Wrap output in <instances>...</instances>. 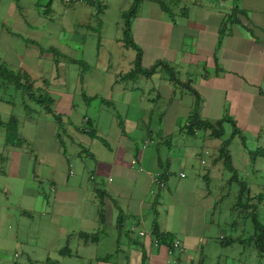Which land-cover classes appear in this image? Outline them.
I'll use <instances>...</instances> for the list:
<instances>
[{
	"label": "crops",
	"instance_id": "obj_1",
	"mask_svg": "<svg viewBox=\"0 0 264 264\" xmlns=\"http://www.w3.org/2000/svg\"><path fill=\"white\" fill-rule=\"evenodd\" d=\"M166 2L168 11L157 3L144 1L131 19V36L142 50L143 67L149 68L157 61L168 62L181 82H190L198 91L202 118L217 121L228 115L244 136L252 130L262 136L264 0ZM16 8L22 9L19 0ZM9 19L10 16L5 18ZM37 49L38 54L33 56L39 69L17 52L12 57L0 55V63L25 71L35 87L54 98L53 113H46L38 105L31 107L30 117L18 118L19 134L25 142L10 145L2 128L0 241L5 234H18L25 226L37 235L25 239L14 235L16 243H40L45 249L56 250L62 264H205L211 258L215 264H232L219 249H226L217 240L225 231L212 216L221 199L210 189L212 171L223 170L221 162H214L217 148L215 153L210 152L205 146L206 136L197 133L190 137L181 131L192 112L193 95L189 93L192 100L182 111L180 106L188 92L173 84L168 74L163 76L166 72L162 69L150 77H135L130 80L135 84L129 88H116L121 87L122 80L126 82L122 75L134 67V60L125 70L120 66L101 67L99 72L107 75L111 71V76H106L103 86L102 79H94L90 83L93 91L89 92L85 76L95 67L88 65L80 81L70 83L57 68L64 59L76 58ZM26 53L32 51L27 48ZM45 58L54 64L48 78L41 73ZM140 77L160 80L152 82L155 96L148 101L153 108L140 109L143 93L136 86ZM161 85L168 88L164 94L159 91ZM101 87L109 92L101 93ZM132 105L135 114L130 113ZM153 116L156 127L151 124ZM158 132L161 140L151 148L152 136H160ZM190 138H201L202 147L193 150ZM193 158L206 169L204 173L187 174V167L194 166ZM174 167L179 168L178 172ZM157 175H165V187L155 182ZM121 215L124 220L119 228ZM155 221L185 247V252L170 255L168 247L159 244L151 234ZM99 230L102 232L95 241L79 235ZM139 232L146 235L140 236ZM72 239L79 241L76 251L71 249ZM105 240H110L108 245ZM65 246L71 255L60 253ZM92 247L102 250L93 252ZM81 248L84 251L80 252Z\"/></svg>",
	"mask_w": 264,
	"mask_h": 264
},
{
	"label": "rangeland",
	"instance_id": "obj_2",
	"mask_svg": "<svg viewBox=\"0 0 264 264\" xmlns=\"http://www.w3.org/2000/svg\"><path fill=\"white\" fill-rule=\"evenodd\" d=\"M37 1L19 0V5L22 6V9H15L17 0H0V55L12 57L14 53L17 52L20 55H25L27 61L31 63V66L35 67V69H39L34 63L35 58L33 56L38 54L37 48H45L47 50L54 48L60 54L82 60L89 66L95 67V71H91L85 76V82L90 84L94 79L97 80L98 77V79H102L100 82L102 86L104 85L103 82L106 76H111V71L106 75L103 72H99V69H102L101 67H104V65H109L111 68L120 66V69L122 68V70H125L131 65L133 60L135 61L134 57H136V50L132 47H127L122 40L125 35L126 22L131 19L133 20V18H130V14L128 15L129 17L127 16L129 10L132 8L131 0H96L93 3L70 4L58 0H40L39 3ZM140 9L141 8H139L138 11H140ZM8 16L11 17L9 21L5 20ZM6 21L8 24H5ZM6 29L12 33L8 34L5 31ZM27 48L32 51L31 54L26 53ZM47 50L46 52H48ZM41 64L43 71L41 73H43L44 77L48 78L50 76V71L54 68V64L51 60H47L46 58L42 59ZM58 67V73L61 74L67 82L75 84V82L80 81L84 76V67L78 63H72L68 59H64L62 64ZM90 74L92 77H89ZM163 76H167V73H163ZM140 78L141 80L136 82V86H139L143 93V103L140 105V109L146 107L153 108V103L148 101V99H152L155 96L151 91L152 82L158 83L160 80L158 77H154L153 81L151 78ZM134 84L135 82L130 80H126V82L122 80L121 87L116 86V88H122L125 85L129 88ZM89 86L90 90L88 91H93L91 90V84ZM100 91L101 93L105 91L109 92V89L101 87ZM159 91L164 94L168 91V88L166 85H161ZM116 95H118V93ZM0 96L2 97V99L0 98V117L3 120L8 119L11 113L19 119L28 114L25 109V102L32 108H38L36 103L26 99L24 100L21 93L16 91L13 87L1 89ZM184 96L183 103L180 106L182 111H184L185 107H187L192 100V96L189 95V93ZM118 108L122 109L123 106L119 105ZM172 108L174 109L177 107L172 106ZM134 110L136 109H134L132 105L130 113L135 114ZM154 118L155 116L151 118V124L153 127H156L157 121L154 120ZM231 132V124L226 123L223 139H227ZM158 133L160 134V132ZM257 133L253 130L248 132L246 141L248 148H264V131L262 132V136H259ZM152 138L154 144L151 145V148L155 147L156 143L161 140V134L160 136L154 135ZM3 140L4 131L0 128V143ZM178 141L179 140L173 143V150L177 147ZM220 142V139H208V141L205 142V146L210 152L215 153L216 147ZM189 143L195 151H197L199 145L202 147L201 138H190ZM161 147L163 150L165 149V147ZM231 150L241 178L247 182L252 194H258L264 189V157H258L255 162H251L247 155V150H245L243 144H241V139L239 137H236L232 141ZM191 161L194 166L187 167L186 169L189 176H195L197 173L196 171L203 173L206 171L205 168L199 167L197 159L193 158ZM178 170V167H174L175 172H178ZM212 172L214 179L210 181V189H212L215 194L225 196L217 205L219 212L215 214V218L220 221L221 228L227 234L240 233V226L243 220L238 219L239 227L233 232L229 226L235 219V216L231 214L230 207L235 201L238 185L236 183L231 185L227 184V179L230 174L224 169H216ZM203 184H205L204 181ZM262 213L264 214V209ZM36 224H34L33 227ZM29 228L30 227L23 226V231H20L18 234L11 231L8 236L5 234L2 237L0 241V264H45L49 254L51 260H57V263H59V260H62V258L57 255L56 250L45 249L40 243L37 245L31 242L28 243L29 245L17 244L14 235H17L20 239L37 235L31 233ZM214 232H216L215 236H218V228L217 230L215 229ZM109 241L105 240L107 245ZM78 242V240L72 239L70 246L73 251H76V244ZM91 249L93 252H96V250L101 251L102 247L100 249L92 247ZM219 249L227 258L232 260V264H264L259 261L252 247L244 248L242 245H235L234 247H228L223 250L221 248ZM79 251L82 252L84 250L81 248ZM60 263L62 264L63 262ZM215 263L216 260L213 258L205 262V264ZM70 264L86 263L82 261H71Z\"/></svg>",
	"mask_w": 264,
	"mask_h": 264
},
{
	"label": "trees",
	"instance_id": "obj_3",
	"mask_svg": "<svg viewBox=\"0 0 264 264\" xmlns=\"http://www.w3.org/2000/svg\"><path fill=\"white\" fill-rule=\"evenodd\" d=\"M144 1L157 3L164 11L170 10L166 0H133L132 8L129 10L127 16L130 14V18L135 17ZM130 23L131 20L126 22L124 32L125 35L122 40L127 47H132L136 50V57L134 61V67L128 73L122 75V78L125 80H132L139 75L150 77L155 74L157 70L162 69L169 75V79L173 84L178 85L182 90L193 95L194 105L192 108V112L188 115L186 123L181 128V131L190 137H195L197 133H200L202 137L206 136L207 139H220L221 142L216 147L217 157L214 162H221L223 169L230 174L229 178L227 179L228 185H231L233 183H236L238 185V192L235 196V201L230 207L231 214L235 216V219L232 223L229 224V226L231 228V231L233 232L239 227L238 219L243 220L240 226V233L236 232V234H227L225 232V234L217 240L219 244L224 248L234 247L235 245H242L244 248L252 247L259 261L264 263V214L262 213V210L264 209V189L258 194L251 193L249 185L241 178V175L239 174L238 169L233 162L230 145L236 137H239L244 147L247 148V155L249 156L251 162H255L258 157H264V148H248L246 143L247 137L244 136L235 121L228 115H225L223 118L217 121H210L208 119L202 118V116L200 115V106L202 100L198 91L192 86L190 82H181L177 75V71L168 62L157 61L149 68H144L142 65V50L132 39ZM47 51L52 52L55 56L64 55L57 52L54 48H50ZM69 61L82 65L84 67V70H86L88 67V64L82 60L69 58ZM9 87H13L16 91L20 92L24 100L26 99L30 102L36 103L46 113H53L52 106L54 104V98L51 94L35 87L33 79L25 71L13 70L5 64L0 63V90ZM0 98L2 99L1 96ZM24 105L26 111L28 112V114H26L25 116L28 118L32 114L33 110L31 106H29L26 102L24 103ZM20 123L21 121L14 114H12L7 120H3L0 117V128H3L5 130L6 141L12 146H16L26 141L19 134ZM226 123L231 124L232 132L227 139H223ZM204 153L203 156H205ZM164 177L165 175H161V179L163 181ZM99 196H101V193ZM224 197V195H221L220 201H222ZM103 199L104 197L100 198V213H102L103 211ZM218 212L219 208L212 212V216L215 217V214H217ZM123 220L124 217L122 215L119 216L118 222L121 223L119 228L122 227ZM218 222L220 223L219 220ZM101 232L102 230L94 233L81 232L79 235H81L82 238L87 241L89 239L95 241L99 238ZM151 234L155 239L158 240L159 244L166 245L168 247V250L172 249V244L174 242L173 236L162 231L157 221H155L153 224ZM60 253L62 255H71L72 251L68 246H65L60 250ZM47 264L59 263L49 259L47 260Z\"/></svg>",
	"mask_w": 264,
	"mask_h": 264
},
{
	"label": "built area",
	"instance_id": "obj_4",
	"mask_svg": "<svg viewBox=\"0 0 264 264\" xmlns=\"http://www.w3.org/2000/svg\"><path fill=\"white\" fill-rule=\"evenodd\" d=\"M58 1H61V2L66 3V4H70V3L95 2L96 0H58ZM181 176H184V174L181 173ZM154 180L159 186L164 187V185H165L164 181L161 179V177L159 175L154 176ZM134 230L135 229L133 228L132 231H134ZM139 235L145 236L146 233L145 232H139ZM172 246H173L172 249H169L170 255L174 254L175 252H180V253L185 252V247L183 245H181V243L177 240H174Z\"/></svg>",
	"mask_w": 264,
	"mask_h": 264
}]
</instances>
